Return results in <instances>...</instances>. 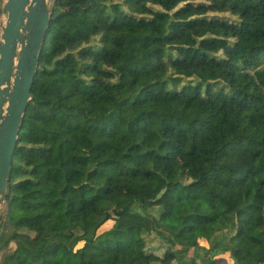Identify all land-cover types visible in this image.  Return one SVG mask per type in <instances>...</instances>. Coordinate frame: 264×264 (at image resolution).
Wrapping results in <instances>:
<instances>
[{
  "label": "trees",
  "instance_id": "trees-1",
  "mask_svg": "<svg viewBox=\"0 0 264 264\" xmlns=\"http://www.w3.org/2000/svg\"><path fill=\"white\" fill-rule=\"evenodd\" d=\"M31 96L0 264H264V0H56Z\"/></svg>",
  "mask_w": 264,
  "mask_h": 264
},
{
  "label": "water",
  "instance_id": "water-1",
  "mask_svg": "<svg viewBox=\"0 0 264 264\" xmlns=\"http://www.w3.org/2000/svg\"><path fill=\"white\" fill-rule=\"evenodd\" d=\"M56 0H0V225L12 157Z\"/></svg>",
  "mask_w": 264,
  "mask_h": 264
},
{
  "label": "rangeland",
  "instance_id": "rangeland-1",
  "mask_svg": "<svg viewBox=\"0 0 264 264\" xmlns=\"http://www.w3.org/2000/svg\"><path fill=\"white\" fill-rule=\"evenodd\" d=\"M128 197H129L128 195H121V197H120L121 202L124 203L127 200ZM4 210L5 211L7 210L6 206H5ZM0 229H1V225H0ZM11 246L13 247V244H11ZM3 251H4L3 249H0V256H1Z\"/></svg>",
  "mask_w": 264,
  "mask_h": 264
}]
</instances>
